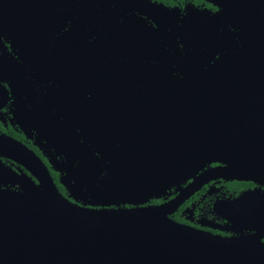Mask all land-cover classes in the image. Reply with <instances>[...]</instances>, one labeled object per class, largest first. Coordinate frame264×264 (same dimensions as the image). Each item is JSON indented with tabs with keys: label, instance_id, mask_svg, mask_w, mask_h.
<instances>
[{
	"label": "flooded vegetation",
	"instance_id": "af4514ba",
	"mask_svg": "<svg viewBox=\"0 0 264 264\" xmlns=\"http://www.w3.org/2000/svg\"><path fill=\"white\" fill-rule=\"evenodd\" d=\"M220 10L208 0H0V150L7 139L23 144L58 192L83 208L156 206L190 189L224 163L207 160L167 185L151 174L155 187L136 194L153 165L114 188L120 170L108 154L123 145L137 155L133 136L145 133L181 137L192 108H182V83L221 64L243 69L245 34L214 20ZM90 151L100 159L94 172L85 162ZM28 183L40 186L0 152V188L22 191ZM253 190L264 184L212 173L167 216L213 234L257 236L251 223L233 229L222 209Z\"/></svg>",
	"mask_w": 264,
	"mask_h": 264
},
{
	"label": "water",
	"instance_id": "95a60500",
	"mask_svg": "<svg viewBox=\"0 0 264 264\" xmlns=\"http://www.w3.org/2000/svg\"><path fill=\"white\" fill-rule=\"evenodd\" d=\"M208 1L221 8L214 20L244 32L249 57L241 61L243 69L221 64L182 83V108L192 106L182 118V136H133L142 149L137 155L121 145L108 159L120 170L114 188L153 165L136 194L155 187L151 174L167 185L207 160L224 166L207 170L165 204L95 210L64 198L41 160L7 139L0 152L25 165L40 186L0 188V264H264V191L245 192L222 206L233 229L251 223L257 236H222L167 216L212 173L264 184V0ZM89 153L85 162L94 172L100 159Z\"/></svg>",
	"mask_w": 264,
	"mask_h": 264
}]
</instances>
